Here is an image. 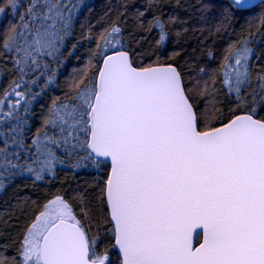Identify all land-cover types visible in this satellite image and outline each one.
<instances>
[{
    "label": "snow or ice",
    "instance_id": "1",
    "mask_svg": "<svg viewBox=\"0 0 264 264\" xmlns=\"http://www.w3.org/2000/svg\"><path fill=\"white\" fill-rule=\"evenodd\" d=\"M5 3L15 11L19 0ZM74 9L71 0H29L21 23L0 39V57L18 73L12 91L0 95V124L8 125L0 130V188L5 176L54 174L60 148L110 162L101 200L117 258L97 251L98 236L56 196L25 228L13 264H264V118L256 107L264 112V70L253 71L246 41L227 50L220 66L222 85L237 102L226 122L207 82L186 84L172 65L134 66L117 50L104 56L94 80L74 82L67 102L53 101L43 131L25 143L29 109L17 89L29 73L50 68L47 58L58 59ZM120 32L114 25L102 35L104 46L115 48L119 40L109 37ZM193 88L210 109L197 104ZM12 95L19 99L6 105ZM80 211L91 223L82 201ZM6 259L0 254V264Z\"/></svg>",
    "mask_w": 264,
    "mask_h": 264
},
{
    "label": "trees",
    "instance_id": "2",
    "mask_svg": "<svg viewBox=\"0 0 264 264\" xmlns=\"http://www.w3.org/2000/svg\"><path fill=\"white\" fill-rule=\"evenodd\" d=\"M71 3L75 4V9L71 15L70 33L65 37L58 59L47 58L50 68L43 69V75L29 73L17 89L25 91L21 106L29 109L25 116L28 120L26 144L31 143L37 131H43L42 123L53 101L67 102L73 95L74 82L82 77L88 78L85 83L94 80L104 56L116 50L129 51L137 67L172 64L179 69L186 84L207 82L209 88L215 89L216 105L225 122L232 115L230 109H235L237 103L235 95L229 94L222 85L220 66L225 52L239 48L240 42L246 41L253 53L249 62L253 71L264 70L258 67L264 61V2L249 9H240L230 0H71ZM28 4L29 0H19L16 10L12 11L5 0H0V6L5 8L0 14V39L21 23L19 17L25 14ZM157 21L164 26L166 39L163 42ZM114 25L121 32L109 39L120 43L115 48L106 47L100 38ZM17 76L11 60L0 57V95L12 91L10 85ZM32 79L36 80L35 84L31 83ZM254 88L255 81L248 91ZM193 95L197 104L211 108L195 88ZM10 99L19 98L8 97L6 105ZM256 107L260 117L264 118L259 103ZM7 110L5 107L4 111ZM220 122L216 120L213 126H219ZM7 129V124H0V130ZM57 156L62 162H57L54 174L45 172L42 180H36L26 171L3 177L0 254L7 257L5 264H13V257L19 258L17 250L25 228L42 206L56 196H62L78 217L85 220L90 236H98L97 251L107 250L111 260L117 258L113 255L117 250L111 248L106 238L111 224L104 219L107 208L101 200L110 164L85 159L83 149L66 155L65 149L60 148ZM23 162V159L19 161ZM12 171L19 172L18 169ZM81 201L88 206L91 223H87L80 211Z\"/></svg>",
    "mask_w": 264,
    "mask_h": 264
},
{
    "label": "water",
    "instance_id": "3",
    "mask_svg": "<svg viewBox=\"0 0 264 264\" xmlns=\"http://www.w3.org/2000/svg\"><path fill=\"white\" fill-rule=\"evenodd\" d=\"M232 3H234V5L240 9H249V8H252L258 4H260L261 2H264V0H245V4L248 5V6H242V5H237L235 3V0H230ZM117 51V50H116ZM119 51H126L128 52V55L130 57V59L132 60V57H131V54L129 51L127 50H119ZM112 53V52H111ZM111 53H108L107 55H110ZM167 65H172V64H158V65H153V66H167ZM135 66V65H134ZM174 67H176L175 65H172ZM177 68V67H176ZM177 70L179 71V69L177 68ZM180 72V71H179ZM102 161H105V160H102ZM105 162H108V161H105ZM110 164V162H108Z\"/></svg>",
    "mask_w": 264,
    "mask_h": 264
},
{
    "label": "rangeland",
    "instance_id": "4",
    "mask_svg": "<svg viewBox=\"0 0 264 264\" xmlns=\"http://www.w3.org/2000/svg\"><path fill=\"white\" fill-rule=\"evenodd\" d=\"M16 98H19V97H16ZM11 101H15L14 99H10Z\"/></svg>",
    "mask_w": 264,
    "mask_h": 264
}]
</instances>
